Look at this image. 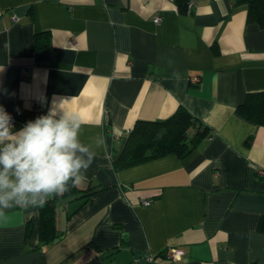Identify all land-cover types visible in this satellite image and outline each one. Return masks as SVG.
Masks as SVG:
<instances>
[{"label":"crops","instance_id":"crops-1","mask_svg":"<svg viewBox=\"0 0 264 264\" xmlns=\"http://www.w3.org/2000/svg\"><path fill=\"white\" fill-rule=\"evenodd\" d=\"M188 1L182 14L174 0H0V106L15 130L64 102L85 144L104 141L77 186L97 191L55 202L57 242L38 240V207L5 211L0 264H264V126L235 112L264 90V27L239 0ZM179 106L208 127L189 155L113 168L137 120Z\"/></svg>","mask_w":264,"mask_h":264},{"label":"clouds","instance_id":"clouds-1","mask_svg":"<svg viewBox=\"0 0 264 264\" xmlns=\"http://www.w3.org/2000/svg\"><path fill=\"white\" fill-rule=\"evenodd\" d=\"M82 124L61 102L15 130L13 117L0 106V218L8 209L42 207L83 182L104 141L85 144Z\"/></svg>","mask_w":264,"mask_h":264},{"label":"trees","instance_id":"trees-1","mask_svg":"<svg viewBox=\"0 0 264 264\" xmlns=\"http://www.w3.org/2000/svg\"><path fill=\"white\" fill-rule=\"evenodd\" d=\"M247 5L249 20H254L260 27H264V0H239ZM188 0H174L177 10L185 14ZM46 36L47 33H43ZM35 38L37 47L47 45ZM217 50L213 48V53ZM238 116L249 123L264 126V90L248 92L243 103L235 108ZM40 111L38 116L46 114ZM208 134V127L192 116L183 106H179L173 114L165 119L137 120L128 132L127 141L119 156L112 162L115 170L134 166L168 154H175L180 158L189 155L192 150ZM97 191L95 185L88 184L86 188H69L59 196H51L39 208L38 240L43 244L51 243L57 238L55 225V202L58 198L76 197L78 207L90 199ZM72 212V211H71ZM71 212L67 213V217ZM258 229L264 231V218L258 222ZM33 232V221L29 220L25 227V238L30 239Z\"/></svg>","mask_w":264,"mask_h":264},{"label":"built area","instance_id":"built-area-1","mask_svg":"<svg viewBox=\"0 0 264 264\" xmlns=\"http://www.w3.org/2000/svg\"><path fill=\"white\" fill-rule=\"evenodd\" d=\"M193 5H194V2L193 1H188L187 2V4H186V13H190V11L192 10ZM154 19L157 22L160 20V18L158 16L155 17ZM13 20H17V18L13 16ZM191 81L193 83H196V82L199 81V77L193 76L191 78ZM140 203L142 205H149L150 204V200L149 199H145V200L140 201ZM163 253H164L165 257H167L168 259L178 260V259L181 258V256L183 255L184 251L181 248L167 246V247H165ZM146 259L148 261H152L153 260V256L152 255H148L146 257Z\"/></svg>","mask_w":264,"mask_h":264},{"label":"water","instance_id":"water-1","mask_svg":"<svg viewBox=\"0 0 264 264\" xmlns=\"http://www.w3.org/2000/svg\"><path fill=\"white\" fill-rule=\"evenodd\" d=\"M58 241V239L56 238L55 240H54V242H57Z\"/></svg>","mask_w":264,"mask_h":264}]
</instances>
